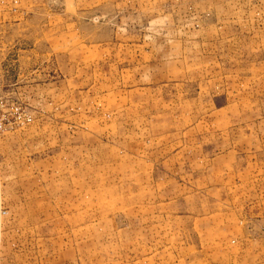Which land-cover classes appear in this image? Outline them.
<instances>
[{
  "label": "rangeland",
  "instance_id": "1",
  "mask_svg": "<svg viewBox=\"0 0 264 264\" xmlns=\"http://www.w3.org/2000/svg\"><path fill=\"white\" fill-rule=\"evenodd\" d=\"M7 69L0 264H238L264 237V0H0Z\"/></svg>",
  "mask_w": 264,
  "mask_h": 264
},
{
  "label": "crops",
  "instance_id": "2",
  "mask_svg": "<svg viewBox=\"0 0 264 264\" xmlns=\"http://www.w3.org/2000/svg\"><path fill=\"white\" fill-rule=\"evenodd\" d=\"M8 67L9 69L11 68L10 65H8ZM9 69L0 70V83L6 81ZM250 239L251 238H247L248 241H252ZM253 242L257 243L253 247V251L247 252L241 249L239 250L237 255H232V259H234V261L237 260L238 264H248L249 262L246 261V259L253 258V264H264V237H262L261 235H253Z\"/></svg>",
  "mask_w": 264,
  "mask_h": 264
},
{
  "label": "built area",
  "instance_id": "3",
  "mask_svg": "<svg viewBox=\"0 0 264 264\" xmlns=\"http://www.w3.org/2000/svg\"><path fill=\"white\" fill-rule=\"evenodd\" d=\"M0 133H1V127H0Z\"/></svg>",
  "mask_w": 264,
  "mask_h": 264
}]
</instances>
